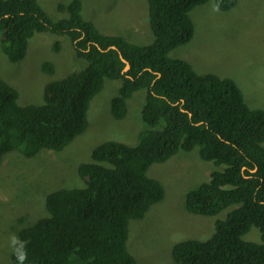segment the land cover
<instances>
[{
    "label": "trees",
    "instance_id": "1",
    "mask_svg": "<svg viewBox=\"0 0 264 264\" xmlns=\"http://www.w3.org/2000/svg\"><path fill=\"white\" fill-rule=\"evenodd\" d=\"M146 1L154 36L148 45L102 33L83 17L81 0L59 4L67 12L60 19L37 0H0V50L8 61L24 58L36 32L67 36L76 57L87 61L84 69L49 82L41 104H20L18 90L0 77V161L13 150L26 157L62 150L86 130L90 102L105 79L120 81L110 99L115 119L124 118L135 92H145V129L136 143L108 139L94 146L90 160L77 167L83 185L46 194L47 215L19 230L9 264H135L126 246L128 224L164 195L163 184L147 174L150 165L196 146L216 168L186 193V210L209 216L229 209L208 238L174 242L173 260L264 264V109L250 108L233 79L169 58L193 35L190 10L208 0ZM214 1L222 10L235 2ZM119 53L130 65L125 71ZM42 67L54 71L50 63ZM252 226L260 242L243 238Z\"/></svg>",
    "mask_w": 264,
    "mask_h": 264
},
{
    "label": "rangeland",
    "instance_id": "2",
    "mask_svg": "<svg viewBox=\"0 0 264 264\" xmlns=\"http://www.w3.org/2000/svg\"><path fill=\"white\" fill-rule=\"evenodd\" d=\"M70 0H37L53 19L67 17L59 4ZM82 15L104 34L121 35L140 45L152 43L146 0H81ZM214 0L194 6L189 14L194 32L191 39L172 49L169 58L188 61L198 73H213L235 81L250 108L264 109V0H235L227 9L213 10ZM55 42L59 49H55ZM44 62L54 67L43 69ZM87 61L76 57L67 36L37 32L28 40L24 58L10 62L0 50V77L14 86L18 102L41 104L45 86L70 73L80 71ZM119 80L105 79L101 91L91 100L86 130L62 150H40L26 157L13 150L0 161V264H9L21 228L47 215L45 196L59 187L82 186L77 174L80 163L90 160L94 146L105 140L135 144L145 129L141 118L144 90L128 100L124 118L115 119L110 99L117 93ZM216 168L199 157L198 147L179 150L168 160L150 165L147 174L164 187L163 198L154 203L142 219L130 220L126 246L135 264H176L171 246L186 239L210 236L217 215L190 213L185 207L186 193L208 180ZM15 238V239H14ZM260 242L259 230L252 226L243 236ZM165 254V255H164ZM169 257V258H168Z\"/></svg>",
    "mask_w": 264,
    "mask_h": 264
},
{
    "label": "water",
    "instance_id": "3",
    "mask_svg": "<svg viewBox=\"0 0 264 264\" xmlns=\"http://www.w3.org/2000/svg\"><path fill=\"white\" fill-rule=\"evenodd\" d=\"M111 47L115 48V46H111ZM119 56H120L121 61L124 62V64H125V67L123 70V71H125L129 68L130 65H129L128 61L120 53H119Z\"/></svg>",
    "mask_w": 264,
    "mask_h": 264
},
{
    "label": "clouds",
    "instance_id": "4",
    "mask_svg": "<svg viewBox=\"0 0 264 264\" xmlns=\"http://www.w3.org/2000/svg\"><path fill=\"white\" fill-rule=\"evenodd\" d=\"M213 10H214V11H219V4H218V3L213 5ZM36 33H37V32H36ZM33 36H34V35H33ZM33 36H32V37H33ZM32 37H31V38H32ZM29 39H30V38H29ZM27 47H28V44H27ZM14 239H15V238H14ZM24 258H26V257H25V256H21V257H20L21 261H22Z\"/></svg>",
    "mask_w": 264,
    "mask_h": 264
},
{
    "label": "bare ground",
    "instance_id": "5",
    "mask_svg": "<svg viewBox=\"0 0 264 264\" xmlns=\"http://www.w3.org/2000/svg\"><path fill=\"white\" fill-rule=\"evenodd\" d=\"M165 255V254H164ZM169 258V257H168Z\"/></svg>",
    "mask_w": 264,
    "mask_h": 264
}]
</instances>
